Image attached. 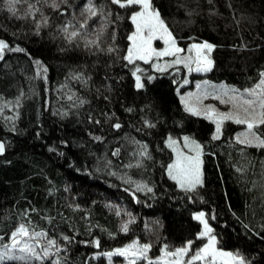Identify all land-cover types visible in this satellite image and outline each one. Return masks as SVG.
Masks as SVG:
<instances>
[{"label": "trees", "instance_id": "1", "mask_svg": "<svg viewBox=\"0 0 264 264\" xmlns=\"http://www.w3.org/2000/svg\"><path fill=\"white\" fill-rule=\"evenodd\" d=\"M151 2L181 46H215L209 79L240 91L256 82L264 68V0ZM92 3L103 14L89 20L86 31L106 25L101 47H113L112 53L69 45L58 31L86 19L88 0H68L63 15L41 5L49 26L39 35L31 19L11 17L0 0V39L25 49L6 50L0 58V243L25 224L61 248L44 264H128L105 253L134 241L151 244L148 257L155 260L165 245L174 251L191 240L188 259L203 244L196 238L201 224L193 219L203 212L219 248L239 253L247 264H264V149L237 143L229 122L213 140V123L186 112L179 100L185 73L152 71L150 64L122 59L137 6ZM136 67L147 72L138 73L140 89L132 75ZM255 130L264 138V126ZM183 135L203 152V186L188 193L166 174L172 160L166 140ZM141 145L150 158L139 154ZM138 184L152 191H136ZM125 223L127 232L121 230Z\"/></svg>", "mask_w": 264, "mask_h": 264}, {"label": "snow or ice", "instance_id": "2", "mask_svg": "<svg viewBox=\"0 0 264 264\" xmlns=\"http://www.w3.org/2000/svg\"><path fill=\"white\" fill-rule=\"evenodd\" d=\"M111 4L119 8H128L138 6L139 11L132 13L130 19L131 23L135 26V31L128 36L130 41L127 49V54L122 57L128 64H133L135 61L140 60L145 64H152V68L156 71L164 72L168 68L182 65L188 69L189 72H207L213 67V60L210 54L214 49V45L208 42L190 44L187 49V55H182L185 49L178 46L177 40L169 30L165 21L161 18V14L157 9L153 8L151 0H110ZM5 9L11 17L18 20L31 19L35 25L36 34L42 27L49 26V17L44 14L41 5L51 8L54 12L63 15L62 5H67L68 0H2ZM211 3V0H209ZM23 9V10H22ZM87 13L86 19L79 23L78 27L72 25L71 22L59 27L58 31L62 34L63 39L69 45L80 47L81 45L89 50L95 52L112 53L115 49L109 46L106 50L101 47V38L104 34L106 25H102L94 32H88L89 20L103 14V10H98L88 0V6L84 10ZM84 13L82 12V15ZM192 13L190 12L189 15ZM37 16L42 19H37ZM113 39L115 36L113 35ZM161 40L164 44L162 49H157L153 46V42ZM24 52L25 49L20 47L10 48L9 44L0 39V58H3L5 51ZM93 52V54H95ZM195 53V55H193ZM170 58L165 63L161 64L159 61L162 58ZM157 61L152 63V61ZM37 66L40 61H35ZM195 65V68L192 65ZM178 70V69H177ZM46 71V69H45ZM142 71L141 68L136 67L132 75L135 77L136 88L140 89L144 85L141 82V77L138 75ZM77 79H82L77 76ZM153 77L149 76L151 80ZM187 83V80H185ZM200 88V85H197ZM219 95L215 98L219 99L222 104L231 105L228 112H219L215 108L206 107L199 108L189 103V99L195 94L189 93L187 97L181 96V103L184 105V110L194 116L204 115L205 119L211 120L215 124V132L212 135L213 140H218L221 135L222 124L224 121H232L236 124L246 125V131L240 133L236 137V142L244 145L245 147H254L257 149H264V138L258 134L254 129L264 126V71L260 72L258 82L250 88H245L240 91L236 88L222 87L217 90ZM207 93H205V96ZM223 97H227L224 99ZM72 99V97H69ZM200 97L197 96V100ZM85 101L81 100L82 105ZM132 111V109H127ZM91 120V117H89ZM95 123L99 124L100 121L96 120ZM146 126L154 127L149 122H145ZM114 128L119 129L120 123H115ZM93 139L99 141L102 138L95 136ZM184 147L188 148L190 153L195 155L185 154L177 148V142L171 137L168 138L167 146L176 154V159L167 166V175L169 179L173 180L176 185L184 192H194L198 186H203V173H202V159L203 155L201 145L189 137H183ZM142 151L139 153L145 158H150L147 152V146L141 145ZM5 151V145L0 143V154ZM120 150L116 149L112 153L113 156H118ZM136 166H140L137 163ZM127 167H132L131 164ZM240 171V169H237ZM114 174V173H113ZM146 190L151 192L152 189L147 185H137L136 191ZM134 196V193H133ZM27 214V213H25ZM119 215V212H117ZM194 220L199 221L202 225L201 231L197 234V239H207V242L202 247L198 248L194 254L188 259L190 250L192 249L193 241H188L183 247L176 248L174 251L168 249L167 245L160 249V256L155 260L148 257L151 249V244H140L134 241L132 244L124 248L116 249L114 252L105 253L111 257L113 255L123 256L128 259V264H137V261H147V264H246L245 259L239 253L224 252L217 248V238L213 235V229L205 218V213L201 212L193 217ZM130 220L128 223H131ZM128 223L122 225L121 230L128 231ZM65 241H69L68 236H64ZM4 237L0 236V242ZM8 243H0V264L5 261H21L23 264H44L55 253H59L61 248L57 245L55 239H47V234L44 232L30 231L29 227L25 224H20L8 236ZM46 240V243L44 242ZM99 246V241H94ZM51 264H60L59 259H54Z\"/></svg>", "mask_w": 264, "mask_h": 264}, {"label": "rangeland", "instance_id": "3", "mask_svg": "<svg viewBox=\"0 0 264 264\" xmlns=\"http://www.w3.org/2000/svg\"><path fill=\"white\" fill-rule=\"evenodd\" d=\"M138 7V6H137ZM135 11H139V7L138 9H136ZM134 11V12H135ZM134 26V25H133ZM135 31V26L133 28V31ZM131 32V33H132ZM130 33V34H131ZM129 34V35H130ZM177 40V39H176ZM178 43V42H177ZM193 43H196V42H191L190 44H193ZM202 43V42H201ZM129 44H130V41H129ZM189 44V45H190ZM189 45H186V46H181L179 43H178V46L185 49V52L182 53V55H187V49L189 47ZM153 46L155 48H157L158 50L159 49H162L164 47V44L161 40H156L153 42ZM193 55H195V53H193ZM211 56V54H210ZM170 58L168 57H165V58H162L159 63L163 64L165 63L167 60H169ZM143 62V61H141ZM157 61L153 60L152 63H156ZM144 63V62H143ZM150 64V68L152 71H156L155 69L152 68V64ZM193 68H195V65L193 64L192 65ZM170 69V68H168ZM167 69V70H168ZM173 71L175 73H179L180 71L182 73H185L184 75V78L182 79V81H180V85H178L177 87V95L179 97V100L181 102V99L180 97L181 96H185L187 97L189 93H193L195 94L194 96H192L190 99H189V103L194 105V106H197L201 109L203 108H206V107H212V108H215L217 111L219 112H228L230 109H231V105L229 104H222L220 102L219 99H216L215 96L216 95H219V92L217 91L218 89H221L222 87H226V88H229L231 87V85H229L228 83H226L225 81H213L211 79H209L206 74L209 73V71L207 72H197V71H192V72H189L188 69L184 68L182 65H179V66H176V67H172ZM178 69V70H177ZM262 71H264V68L262 69ZM261 71V72H262ZM146 71L142 70L140 72V74H144ZM157 72H160V71H157ZM147 73V72H146ZM138 74V75H140ZM150 76V75H149ZM141 77V82H142V76L140 75ZM185 80H187V83H185ZM259 80V77L258 79L256 80V82H253L250 84V86L246 87V88H250V87H253ZM135 85H136V81H135ZM197 85H200V88L198 89L197 88ZM245 89V88H244ZM243 89V90H244ZM205 93H207V95L205 96ZM197 96L200 97L199 100H197ZM224 99H227V97H223ZM182 104V103H181ZM183 108H184V105L182 104ZM202 117H204V115H200ZM205 118V117H204ZM209 120V119H207ZM211 121V120H210ZM212 122V121H211ZM233 123L232 121H224L223 124H222V127L226 124V123ZM213 123V122H212ZM236 127V131L233 135V139L236 141V137L238 134L240 133H243L246 131V125H242V124H236V123H233ZM214 125V132H215V124L213 123ZM222 130V129H221ZM254 131H256L254 129ZM189 137L190 139H193L195 140L194 138L188 136V135H183V136H180V137H171L173 140H175L177 142V148L184 152L185 154H189V155H195V153H190L188 148H185L184 147V140H183V137ZM167 141L168 139L166 140V145H167ZM196 141V140H195ZM197 142V141H196ZM198 143V142H197ZM169 148V147H168ZM171 150V153H172V160L169 164H171L175 159H176V154L173 152V150L171 148H169ZM201 159H202V156H201ZM168 164V165H169ZM167 165V166H168ZM166 174H167V168H166ZM168 176V175H167ZM169 178V177H168ZM173 181V180H172ZM174 182V181H173ZM175 183V182H174ZM176 184V183H175ZM178 187V186H177ZM179 188V187H178ZM180 189V188H179ZM199 214V213H198ZM197 215V214H196ZM201 229H202V225H201ZM214 235V233H213ZM207 242V239L204 238L203 239V244ZM202 244V246H203ZM185 245V244H184ZM183 245V246H184ZM182 246V247H183ZM201 246V247H202ZM200 248V247H199ZM217 248L221 251H224V252H231V253H234L236 254V252H232V251H226V250H223L221 248H219L218 246V243H217ZM193 249V247H192ZM198 249V248H197ZM197 249H194L195 251ZM218 264H222V262H219L218 261ZM247 264V262H246Z\"/></svg>", "mask_w": 264, "mask_h": 264}]
</instances>
